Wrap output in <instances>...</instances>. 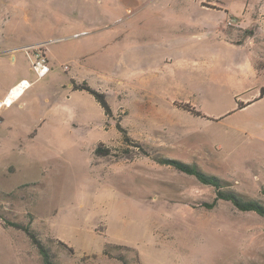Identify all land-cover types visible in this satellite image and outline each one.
<instances>
[{"label": "rangeland", "instance_id": "rangeland-1", "mask_svg": "<svg viewBox=\"0 0 264 264\" xmlns=\"http://www.w3.org/2000/svg\"><path fill=\"white\" fill-rule=\"evenodd\" d=\"M0 32L15 48L0 82L34 83L3 110L0 264H44L8 221L30 223L55 264H264V217L203 205L211 185L159 162L196 164L264 204V95L237 107L264 86L242 66L264 54V0H0ZM37 43L41 78L27 55ZM71 79L105 92L112 116ZM106 242L120 246L104 254Z\"/></svg>", "mask_w": 264, "mask_h": 264}, {"label": "trees", "instance_id": "trees-1", "mask_svg": "<svg viewBox=\"0 0 264 264\" xmlns=\"http://www.w3.org/2000/svg\"><path fill=\"white\" fill-rule=\"evenodd\" d=\"M71 86L73 90H84L90 95L93 96V98L97 101V103L101 106L103 109V112L106 116L111 117L112 116V107L107 100L106 93L101 91L100 89H96L89 85L85 80H82L81 82H76L73 79H71ZM264 92V87L260 88V94ZM245 104L238 103L237 107L242 108ZM184 109L188 110L194 115H199L200 112L198 110H195L193 107H189L188 105L183 106ZM2 117L0 116V121ZM116 129L121 133L123 141H130V137L127 133V130L121 125L120 121L116 119L115 122ZM94 153L97 155L100 154H108L109 150L102 147L101 144H98L95 149ZM159 162L162 164L170 165L177 170L184 172L189 175H193L196 177L200 182L211 185L215 190V197L210 202H204L203 205L207 207H213L217 200H228L230 201L237 209L241 211H254L260 216L264 217V204L259 202L256 199L253 198H244L240 194H238L234 190L226 189L225 184L223 180L211 173L205 172L200 167H198L196 164H190L187 162H184L182 160L176 159V158H169V157H160ZM4 194V193H1ZM11 193H5V195H9ZM8 224L21 229L25 232V234L30 238L32 244L37 248L39 254L42 257L44 264H55V262L52 259L51 252L49 247L41 240V238L37 235V233L34 231V229L30 226V223H19L15 221H8ZM112 246H120L117 244H113L110 242H106L103 247V253L109 254L110 253V247ZM123 261V264H128L127 261L124 258H121Z\"/></svg>", "mask_w": 264, "mask_h": 264}, {"label": "crops", "instance_id": "crops-1", "mask_svg": "<svg viewBox=\"0 0 264 264\" xmlns=\"http://www.w3.org/2000/svg\"><path fill=\"white\" fill-rule=\"evenodd\" d=\"M201 6H204V5H201ZM206 8H209V9H219L221 10L222 8L221 7H217V6H208V5H205ZM226 14H233L232 11L230 9H223ZM1 34V32H0ZM224 35H222V37L224 38L225 42L229 45V46H234V47H243V46H246L248 48H252V47H256V48H259V45L258 43L256 42H253V43H250L249 40L250 39H245L243 40L242 42H234L232 40H228L226 37H225V33L223 32ZM5 38L4 37H1L0 36V72L3 73L5 68H4V65H6V61H5V53L9 52L10 50L9 49H15V48H9L6 44L5 46ZM24 46V45H23ZM23 46H21L23 48ZM264 54H262L261 52H256V51H251V52H247L245 54H243L242 56L244 57V59L247 60V63L246 64H243V70L245 71V75H247L248 77V80L249 78L251 77H257L261 72L264 71ZM14 59V56L11 55V60ZM7 78L5 76H3L1 78V80H6ZM21 80H26L25 78H20L19 80L15 81V82H10L8 81V79L6 81H3V82H0V102H2V105H1V108H0V116L2 117L1 121H0V126H6V124L10 123L8 121V118L5 116L3 110H5V108L14 100H17L18 97L20 95H22V93H20L17 97H13L10 101H7V97L9 96L10 94V90ZM28 81V80H27ZM29 82V81H28ZM256 83H258V81L256 80ZM34 84V83H33ZM32 84V85H33ZM31 85V84H30ZM31 85V86H32ZM71 87V85H70ZM264 87V86H262ZM71 90L74 91L71 87ZM264 95V92L262 94H259L256 96V94H252L250 97L247 98L246 102L247 104H245L243 107H246L250 104H253L254 102L260 100ZM3 102H8L7 105H4ZM24 103H20L19 106H22ZM242 107V108H243ZM12 123L16 126L19 125V120H18V117H16ZM261 138V137H260Z\"/></svg>", "mask_w": 264, "mask_h": 264}, {"label": "built area", "instance_id": "built-area-1", "mask_svg": "<svg viewBox=\"0 0 264 264\" xmlns=\"http://www.w3.org/2000/svg\"><path fill=\"white\" fill-rule=\"evenodd\" d=\"M30 48H31V52H28L27 55L30 59L31 68L36 73V78H41L45 76L47 72L50 70L44 45L42 43L32 44ZM64 68H66V65L64 66ZM22 83L24 84L21 86L20 92H23V90L31 84V82H28L27 80H21L14 87L19 86ZM3 103L4 105L8 104L7 102H3ZM1 105L2 102H0V108Z\"/></svg>", "mask_w": 264, "mask_h": 264}, {"label": "bare ground", "instance_id": "bare-ground-1", "mask_svg": "<svg viewBox=\"0 0 264 264\" xmlns=\"http://www.w3.org/2000/svg\"><path fill=\"white\" fill-rule=\"evenodd\" d=\"M24 83H25V82H24ZM24 83L20 84L19 86H22ZM16 87H18V86H16ZM13 88H14V87H13ZM13 88H12V89H13ZM11 91H12V90H11ZM11 91H10V92H11ZM20 93H22V92L19 91L15 97H17ZM15 97H14V98H15ZM14 98H13V99H14ZM7 103H8V102H7Z\"/></svg>", "mask_w": 264, "mask_h": 264}]
</instances>
